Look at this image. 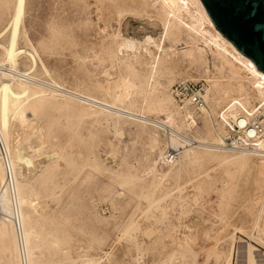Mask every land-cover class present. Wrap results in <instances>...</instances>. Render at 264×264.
Masks as SVG:
<instances>
[{"label": "rangeland", "instance_id": "1", "mask_svg": "<svg viewBox=\"0 0 264 264\" xmlns=\"http://www.w3.org/2000/svg\"><path fill=\"white\" fill-rule=\"evenodd\" d=\"M148 1L26 0L18 45L35 48L36 65L29 69L30 58L20 54L17 69L108 104L124 80L134 82L122 101L114 100L117 106L154 122L166 120L169 109L174 117L170 127L181 135L208 142L219 130L224 138L225 125L218 111L237 94L238 80L220 58H212L213 47L209 49L200 39L187 33L181 38L163 37L159 26L146 24L147 17L160 20L163 14L160 0ZM13 3L0 0V31L11 17ZM7 36L8 32L1 34L0 41L6 43ZM196 45L204 46V59L191 54L189 49ZM2 54L0 45V59ZM153 56L161 61L150 72ZM184 79L201 81L205 87L209 111L197 114L194 125L184 122L180 110L176 112L170 92L175 82ZM248 100L260 111L257 99ZM34 101L26 116L33 126L45 128L40 154L45 164L35 178L25 182L38 198L35 211L31 205L27 208L38 220L34 227L41 234L34 259L53 264H70L81 256L84 264L90 256L102 259L98 264H227L231 257L228 264H264V246L239 231L230 251L233 181L243 171L239 189L244 190L247 165L220 161L224 150L212 151L217 152L215 156L211 151L200 152L198 159L188 160L191 163L164 164L151 146L161 150L171 146L164 126L126 115L115 122V114L110 118L106 111L99 112L102 108L95 110L89 102L52 91ZM157 101L163 108L157 107ZM9 124L10 145L35 153L34 146L40 141L33 128L12 118ZM179 143L175 146L179 151L193 147L180 139ZM53 150L59 155L49 157ZM154 161L153 171L148 167ZM169 256L171 260L163 263ZM82 260L71 264H83ZM0 264H19L9 237L0 242Z\"/></svg>", "mask_w": 264, "mask_h": 264}, {"label": "bare ground", "instance_id": "2", "mask_svg": "<svg viewBox=\"0 0 264 264\" xmlns=\"http://www.w3.org/2000/svg\"><path fill=\"white\" fill-rule=\"evenodd\" d=\"M25 1L26 0H14L11 17L0 31V35L5 32H8L6 43L0 41V45L3 46V54H2V58L0 59V150L2 153V148L4 149L7 158V161H4L5 164H3V161H1V156H0V183L1 181H3L2 183H4L6 180L7 167L4 166H6L7 164L11 172L10 173L11 182L13 183L12 195H10L9 192L7 193V191H3L0 194V206L2 207L3 210L10 211V205H12L13 200L16 203L18 215L20 217L21 230H22L21 242L24 245L25 251L27 253L28 264H53L52 261L41 263L33 258V254L36 248V240L39 237H41V234L34 227V223L37 219L32 218L27 208L29 205L37 206L35 204L38 203V198L35 194L36 191L34 192L33 188H30L28 185L27 186L25 185L26 181H31L30 179H32L33 177L35 178L37 176L38 170L41 168L43 164H45L44 159H42L40 155L42 154V150H44L43 149L44 144L41 139H43V133L45 131V128L42 125L33 126V124L29 122L30 119L27 118L26 112L31 109L32 105L35 102L34 99L44 98V96L47 94V91H52L55 94L62 93L68 96L69 98L78 99L81 100L82 102H89L95 107L93 109L97 110L96 108H102L99 109V112L100 110L106 111V113H108V116H110V118L115 114L116 115V117H114L115 122L120 121L121 116L126 115L129 117H133L135 120H138L141 123L143 122L149 125L151 124L153 126L156 125L164 126V129H167L169 132V141L167 142L169 143V145H171L170 147H175V146L178 147L180 145L179 139L183 140V143L184 142L188 143V145L193 144V147L189 145L190 147L189 148L187 147V149L183 146V149L184 148L185 149L180 150L177 159L172 163H169V165L171 166H174L175 164L177 165L180 162V160H183V163L184 162L191 163L188 160H190L191 158H195L194 156H196L197 154L199 156L200 152L203 153L207 152L208 154V152L211 151L210 154H212V151H217V150H224L225 152L226 151L228 152L224 154V152L221 151L223 152V154L221 155L220 153L219 155L221 158L220 161H224V162L232 161L235 164H240V166L247 165L248 168H245L248 171L245 179L247 184L244 190L241 191L239 189L240 188L239 184L242 182L241 176H245V174H243V171L236 173L237 176L235 177L236 180L234 178L233 181V183H235L236 189L234 194L235 198L231 210V216H232V229H231L232 232L230 236L231 241L228 239L230 241L229 243H231L230 251L232 252L234 250L235 241H237L236 240L237 231L244 233V235L249 237L251 240H254L257 243L264 246V136H259L258 138H256L254 141L255 143L252 146H247L244 148H234V149L224 147V138L222 137L221 132L219 130L216 131L215 128L214 129L216 133L211 134L210 141L208 142L205 141L204 139H198V138L191 139L184 135H181L178 132V130L175 131L173 128L170 127V125L174 121V117L171 110L169 109H167L166 120L162 119L161 121L163 122L160 121L159 124L154 122L153 119H150L146 116H141L138 113L131 112L128 109H124L117 106L116 101L118 102L120 100L122 101L128 95L127 92H130L128 91V88L135 85L134 82H125L124 80V82H122L119 85V92L115 94L113 102L111 104L110 103L108 104L107 102L103 103L104 101L103 102L96 101L95 98L94 99L91 98L92 96L89 97L88 95L86 96L77 91L67 90L62 85L55 82L54 80L48 82L45 80L46 82H44V80L41 79L37 80L36 79L37 77L35 78V76L34 77L30 76L28 72H20L19 69H17L16 67L17 56L20 54H26L31 60V64L29 66V69H31L36 65V54H37L35 48L33 47L32 49H30L18 45V36L20 34V29H21L20 25L22 23L25 12ZM141 2L138 1V3ZM160 2L163 8L162 18L159 20L157 18L147 17L146 24L152 26H159L161 28V33L163 37L174 34L176 38H181L183 33H187L194 40L200 39L203 42L202 43L203 45L209 46V49L213 47L211 53L212 58H218V59L220 58L223 65L229 69L230 74L238 80V84L236 88L237 94L235 96H231V98L227 100L225 105H223L218 111V116L220 117L221 121H223V124L232 121L234 119L237 120L238 118H240L239 120L240 124L251 122L252 120H254L260 126H264V72L257 69L250 58L239 52L236 49V47L215 28L212 21L205 12V9L202 6L200 0H160ZM193 2L195 3V5H193ZM147 38L153 41L152 36L148 35ZM158 47H160V45H158ZM189 50L191 54L196 55L201 59H204L206 57L204 46L196 45L194 49H189ZM168 56L171 59V55ZM152 59L153 60H152V64L150 65V72L155 71L157 67V63L161 61L159 56L157 58L156 56H153ZM5 66L9 68H6ZM249 97L257 99V102H260L261 104L260 107L262 106L260 111L258 110V108L256 110L254 109L256 108L255 105H249V100H248ZM156 105L157 107L163 108L162 102L157 101ZM148 107L152 108L150 104ZM34 108L35 106H33L32 110H34ZM175 109L176 112L179 114L180 113L179 109L178 108ZM206 109H204L201 113H205L207 115L209 110L207 111ZM106 113L104 112V114ZM83 117L84 116H82L81 119ZM11 118L14 120L16 119L20 123L33 128V130L37 135L36 136L37 139L40 141L37 145L35 144L36 146H34L35 153L33 154L31 153L30 155L24 152L22 147L17 145L16 146L10 145L11 143L9 142L8 124ZM77 120L78 119H76V121ZM79 122H81V120ZM184 122H186L185 119ZM186 124L189 125V123L187 122ZM156 140H157L156 137H152V141L155 142ZM194 143L196 144L194 145ZM182 145L184 144H181V146ZM27 146L29 147V145ZM151 146L154 148L153 150H157L160 157L162 156L161 159L163 162L164 154L167 152V150L170 147H168L166 144L165 146H167L168 149L165 148L161 150L154 147L153 145ZM196 148L198 149L203 148V149L200 151ZM216 153L217 152H214V154L212 155L215 156ZM55 155H59V152L57 150H53V153L49 157ZM198 156H196V159H198L197 158ZM202 157H206V156H202ZM2 158H4V156H2ZM196 159H193V161ZM155 164L156 161H154L151 165H149L148 168L152 170L155 169L154 168ZM171 166L170 169L172 168ZM163 175L164 174L162 173V176ZM34 206L32 207V209H34L33 211H35ZM35 214H37V212ZM40 215L38 216L40 217ZM41 218L38 219L41 220ZM7 237H9L10 239V246L12 251H14V253L16 254V249L18 248L19 245L18 242L19 239L17 233L15 232V227L9 218L0 219V242H3ZM40 241H43L42 238ZM248 245H250V247L252 246L251 243H249ZM230 251L228 252L230 253ZM208 254H205L206 257ZM91 257L92 256L86 258L84 257L85 258L84 260H86L85 264H96L99 260H102L99 259L96 261V259ZM96 257L98 256H95V258ZM77 258H80V260H82L83 257L81 256ZM77 258H75V260ZM171 258H172L171 256L167 257L163 261V263L168 262L169 260H171ZM229 258L228 259L230 261L231 257ZM73 261L70 262V264L73 263ZM229 261H227V264Z\"/></svg>", "mask_w": 264, "mask_h": 264}, {"label": "built area", "instance_id": "3", "mask_svg": "<svg viewBox=\"0 0 264 264\" xmlns=\"http://www.w3.org/2000/svg\"><path fill=\"white\" fill-rule=\"evenodd\" d=\"M170 92L178 109L182 112L185 121L191 125L196 124V115L207 108L203 82L188 79L179 80L171 86ZM239 120L240 118L237 120L234 119L224 124L226 132L224 136V147L234 149L252 146L256 138L264 136V126H260L254 120L240 124ZM156 122L159 123L160 121ZM178 154L179 150L177 147L169 148L164 154L163 163H172L177 159ZM0 156L3 164H5L4 161H7V158L3 148L2 153L0 150ZM2 156H4V158H2ZM4 167H7L6 180L4 183L0 184V194L3 191H7V193L9 192V194L12 195L13 183L10 178L11 172L8 168V164ZM8 218L12 221L19 239L17 248L18 262L19 264H28L27 253L21 242L22 230L20 217L14 200L12 205H10V211H5L0 206V219Z\"/></svg>", "mask_w": 264, "mask_h": 264}, {"label": "water", "instance_id": "4", "mask_svg": "<svg viewBox=\"0 0 264 264\" xmlns=\"http://www.w3.org/2000/svg\"><path fill=\"white\" fill-rule=\"evenodd\" d=\"M215 28L264 72V0H200Z\"/></svg>", "mask_w": 264, "mask_h": 264}]
</instances>
